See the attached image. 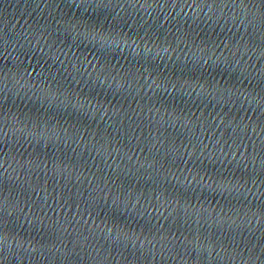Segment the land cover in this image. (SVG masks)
<instances>
[{
	"label": "water",
	"instance_id": "1",
	"mask_svg": "<svg viewBox=\"0 0 264 264\" xmlns=\"http://www.w3.org/2000/svg\"><path fill=\"white\" fill-rule=\"evenodd\" d=\"M262 17L239 0H0L7 264H264Z\"/></svg>",
	"mask_w": 264,
	"mask_h": 264
},
{
	"label": "snow or ice",
	"instance_id": "2",
	"mask_svg": "<svg viewBox=\"0 0 264 264\" xmlns=\"http://www.w3.org/2000/svg\"><path fill=\"white\" fill-rule=\"evenodd\" d=\"M239 2H251L253 4L255 3H264V0H239ZM262 19H264V17H262ZM110 36H106L105 33L103 31H97L95 32V34L91 37V39L93 40H98L101 43V49L103 50L104 45L106 44L107 40L110 39ZM214 83V82H213ZM260 98L262 100H264V92H261L260 94ZM201 172H204V169L202 168H198V169H194V175L196 177H199ZM232 176V180H234L236 177L234 176V174H230ZM205 176H207V173H205ZM216 181H220V186L223 184H226L228 182L224 181L222 176H219L215 173H213V178L210 179V183H215ZM155 188V185L153 186ZM159 190V189H157ZM126 191V190H125ZM163 191L167 192V187L163 188ZM136 194V192H132L128 194L127 199L129 200V203L127 205V207L131 206V199L132 197ZM180 196L181 198L186 197L187 196V192H180ZM117 212H119V209L117 208ZM126 216H127V220L128 221H135V216L134 215H129L128 212H126ZM123 217H120L119 219L116 220V227L119 228L120 226V222L123 220ZM3 226V219L2 217H0V227ZM125 227H131V224H125Z\"/></svg>",
	"mask_w": 264,
	"mask_h": 264
}]
</instances>
